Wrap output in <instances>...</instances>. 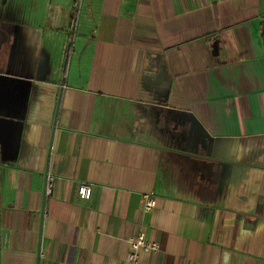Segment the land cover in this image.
I'll list each match as a JSON object with an SVG mask.
<instances>
[{
	"label": "crops",
	"instance_id": "1",
	"mask_svg": "<svg viewBox=\"0 0 264 264\" xmlns=\"http://www.w3.org/2000/svg\"><path fill=\"white\" fill-rule=\"evenodd\" d=\"M0 18V264H264V0ZM142 230L160 248L131 261Z\"/></svg>",
	"mask_w": 264,
	"mask_h": 264
},
{
	"label": "built area",
	"instance_id": "2",
	"mask_svg": "<svg viewBox=\"0 0 264 264\" xmlns=\"http://www.w3.org/2000/svg\"><path fill=\"white\" fill-rule=\"evenodd\" d=\"M56 180V174L52 169H48L45 178V198L48 197L54 191V185ZM78 193L81 197H91L93 193V182L89 180H82L78 185ZM157 204V198L153 191L144 193V207L146 209L153 208ZM131 249L128 252V258L131 261H135L138 258V253L141 248L147 250H157L160 248V241L154 237L149 236L144 230L140 231L137 235L130 238ZM40 258L44 256V252L40 250Z\"/></svg>",
	"mask_w": 264,
	"mask_h": 264
},
{
	"label": "rangeland",
	"instance_id": "3",
	"mask_svg": "<svg viewBox=\"0 0 264 264\" xmlns=\"http://www.w3.org/2000/svg\"><path fill=\"white\" fill-rule=\"evenodd\" d=\"M3 6V0H0V8ZM1 18H0V26H1ZM10 61V59H1L0 60V67H5L8 62Z\"/></svg>",
	"mask_w": 264,
	"mask_h": 264
},
{
	"label": "trees",
	"instance_id": "4",
	"mask_svg": "<svg viewBox=\"0 0 264 264\" xmlns=\"http://www.w3.org/2000/svg\"><path fill=\"white\" fill-rule=\"evenodd\" d=\"M263 37H264V31H263Z\"/></svg>",
	"mask_w": 264,
	"mask_h": 264
},
{
	"label": "water",
	"instance_id": "5",
	"mask_svg": "<svg viewBox=\"0 0 264 264\" xmlns=\"http://www.w3.org/2000/svg\"><path fill=\"white\" fill-rule=\"evenodd\" d=\"M0 45H1V43H0Z\"/></svg>",
	"mask_w": 264,
	"mask_h": 264
}]
</instances>
